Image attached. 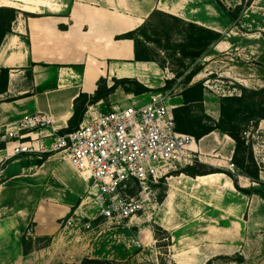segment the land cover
I'll use <instances>...</instances> for the list:
<instances>
[{
	"label": "crops",
	"instance_id": "crops-1",
	"mask_svg": "<svg viewBox=\"0 0 264 264\" xmlns=\"http://www.w3.org/2000/svg\"><path fill=\"white\" fill-rule=\"evenodd\" d=\"M219 1L227 7L226 0ZM18 5V9L32 15L24 19L16 17L11 31L0 43V69H9L5 90L0 93V131L28 115L45 113L51 117L52 125L42 129L39 135L48 145L53 133H60L68 126L74 99L80 93L93 95L100 84L111 87L114 78L136 79L152 89L165 86L164 74L160 76V83L154 78L163 68L157 62L135 60L134 41L120 37L142 25L154 10L220 32L222 39L211 47L207 58L230 47L237 48L232 46L230 34H225L229 28L228 13L221 5L220 9H214L206 4V0H0V6ZM238 62H224L230 67L222 66L220 76L229 77L228 74L233 73L232 78L236 81L261 82L253 68L246 76L235 72ZM134 95L119 86L106 99L88 105L86 111L89 108L107 111L118 102L122 105V96L130 100ZM175 98L178 99L177 106L182 98ZM208 102L206 94V109L210 108ZM263 123L264 119L259 125L251 126L255 129L251 146L256 162L261 166L259 177L264 182V141L255 138L256 132L264 130ZM192 148L197 157L195 160L207 166L213 167L218 160L229 165L235 141L216 129L195 140ZM0 174L1 251L13 260L25 257L21 235L30 221L35 223L36 234H52L58 228L57 220L69 213L80 199L83 200L78 209L89 203L90 183L63 152H48L40 162L33 154L13 156L6 161ZM236 178L242 190L259 186L239 172ZM167 186L163 202L165 210L176 209V200L184 193L190 196L195 208H200V214L192 224L193 231L184 235L191 246L174 254L176 264H205L215 253L213 243L224 244L238 239L233 229L229 232L232 227L240 228V236L245 228L249 241L264 244V198L255 192L248 194L240 190L228 174L213 172L194 177L172 174L167 178ZM93 204L97 210V204ZM161 225L169 227L167 219H163ZM127 227L129 224L120 227V231H126ZM152 238L146 236L145 241H141L142 246L149 245ZM136 239L131 234L120 236L116 242L112 241L118 252L115 250L106 257L103 250V253L94 252L93 255L127 259L133 250L139 249L134 244ZM133 246L136 248H131Z\"/></svg>",
	"mask_w": 264,
	"mask_h": 264
},
{
	"label": "rangeland",
	"instance_id": "rangeland-1",
	"mask_svg": "<svg viewBox=\"0 0 264 264\" xmlns=\"http://www.w3.org/2000/svg\"><path fill=\"white\" fill-rule=\"evenodd\" d=\"M226 2L228 7H226V9L231 12L233 17L228 14L230 17H228L230 20L228 24L229 28L225 30V34H230L229 39L234 42L232 46L235 45L237 48L234 49V47H230V49L220 53L218 52L216 56L211 59L206 57L208 54L198 58L196 63L202 66V70L193 78V82L199 80L203 81L205 86L204 92L205 95L207 94V99L209 101L208 105L210 107L208 109L205 108L204 99V111L214 120H218L220 117V101L222 97L232 95L240 96L242 93L241 87L255 90L264 87V0H226ZM206 4L215 7L214 9H220L219 5L222 3L219 0H206ZM19 7L20 5H18V7H13L15 11H18L16 12L17 17L22 19L27 18V14L30 13L18 9ZM4 20L7 22L8 14L4 15ZM5 22L4 24H6ZM157 52L158 60L163 61L165 67L163 71L154 78L158 83L162 82L160 76H163V74L165 75L166 69L173 73L175 78L176 70L181 72L182 68H178V63L172 61L166 52L160 49ZM236 60L240 62L237 63L239 66L235 72L239 71L241 75L246 76V72L252 71L253 68L257 71V76L261 78V82L258 80L256 83L253 81H236L232 78L233 73H229V77L220 76L223 70L221 67L224 66L229 68L230 64L227 63H236ZM176 82V90L170 95L172 97L165 101L167 106L178 102V99L175 97L180 96V92L185 86L182 75ZM163 89L164 88L161 90ZM119 98L120 96L118 99ZM121 99L122 105H119V102L118 105L124 107L133 104V101L138 103L146 102L149 99V94L134 95L133 99L130 100L122 96ZM260 123H262V119L258 121L257 125ZM245 126L247 127L246 124ZM251 126H254L253 123H250L249 127H247V131L251 130L249 134H246L247 131L243 133L250 143H252V133L255 130H252ZM255 136L256 139L264 141V130L256 132ZM43 154L44 153H33V157L37 161L42 160ZM194 158L196 159L197 157L195 156ZM6 161H0V171ZM214 164V168L228 170L235 177L237 176L238 170L236 166H234V169H231V167L228 164H224L222 160H218ZM259 167L261 169V166ZM178 169L173 170L167 177L174 174ZM137 190L138 188L134 185L130 192L136 193ZM149 191L151 192L149 194L150 200H148L145 209H142L133 220H126L119 225L108 223L101 217L96 218L98 209L96 210L95 207H93L94 204L92 202L84 203V205L78 209L83 199H80L78 204H76L69 213L57 220L58 228L52 234H36L34 231L35 223L30 221L24 228L21 236L25 235L32 237L34 240L36 237H50L51 241L49 245L34 249L28 255H24V258L13 260L12 258L5 257L6 254L3 253L4 250L1 251L3 247H1L0 242V264H81L82 260L86 257L108 260L114 264H176L174 254L188 249L191 246V243L185 241L184 235L193 231L194 225L192 227V224L195 223L194 220L196 215L198 216V214H200V208H195L190 202V196L184 193V196L181 195V197L177 198L176 209L171 208L169 212L165 210L163 202L168 192L167 178L165 177L160 179L156 184H150ZM161 193L165 195L162 200H159V195ZM190 207L191 209H189ZM77 209L79 211L74 215ZM163 219H167L169 227L161 225L163 224ZM98 220L101 222H98ZM87 222H90L92 225L89 229L85 227ZM100 224L104 225L99 227ZM128 224L129 228L127 227L128 229L126 231H120V227L127 226ZM173 226L176 228L174 229L175 231L172 229ZM115 227L119 228V230L111 231L112 228ZM232 229L234 234H237L238 239L224 244L213 243L215 253L211 257L210 264H264V244L254 240L249 241V236L245 228H243L244 231L241 236L239 231L240 228L232 227L229 230L230 233ZM130 234L137 237L134 244L136 241L144 242L146 236L148 238L149 236H153V238L149 245L147 244L146 246L144 245L143 248L133 250L132 255L127 259L122 260L112 256L110 258L94 257V252L103 253V250L107 253L106 257L115 250L118 252L119 249L114 248L113 242H116L120 236L123 237L124 235ZM230 238L232 237L230 236ZM110 241H113L111 243L112 246L108 247ZM44 242L45 240H40L36 243L38 245H43ZM202 245L204 244H201V246ZM131 248L136 247L133 246Z\"/></svg>",
	"mask_w": 264,
	"mask_h": 264
},
{
	"label": "built area",
	"instance_id": "built-area-1",
	"mask_svg": "<svg viewBox=\"0 0 264 264\" xmlns=\"http://www.w3.org/2000/svg\"><path fill=\"white\" fill-rule=\"evenodd\" d=\"M164 78L172 80L174 74L166 69ZM176 84L147 92L149 99L144 103L133 101L107 111L89 108L76 129L53 133L50 145L39 134L52 125L51 117L28 115L0 131V142L5 143L0 161L20 154L63 152L90 183L89 202L98 206L96 218L117 225L131 221L150 200V184L194 163L195 138L176 129L172 115L176 105L165 104ZM229 166L234 169L235 165ZM134 185L138 190L131 193ZM85 227L92 225L87 222ZM135 246L143 248L140 241Z\"/></svg>",
	"mask_w": 264,
	"mask_h": 264
},
{
	"label": "trees",
	"instance_id": "trees-1",
	"mask_svg": "<svg viewBox=\"0 0 264 264\" xmlns=\"http://www.w3.org/2000/svg\"><path fill=\"white\" fill-rule=\"evenodd\" d=\"M221 7L233 17L223 4H221ZM16 12L18 11H15L13 7L0 6V43L4 35L11 31L12 23L17 17ZM5 14H8L9 22L4 20ZM120 37L130 38L134 41V55L137 61L157 62L164 69V62L159 61L157 58V51L160 49L166 52L172 61L178 63L177 67L182 68V71L176 70L175 78L167 80L165 83L166 88L171 87L182 75L185 84L180 92L181 103L172 109L176 129L192 135L195 140H199L216 129L228 134L235 141L232 163L240 174L248 176L259 186L242 190L237 183V178L230 171L207 166L198 160H195L191 165L180 167L174 174L184 173L194 177L207 173L224 172L233 179L235 186L240 190L248 194L255 192L264 198V182L259 177L260 167L254 158L251 143L243 135L250 123L257 125L259 120L264 119V87L257 90L241 87L242 93L240 96L222 97L220 117L218 120H214L204 111L205 86L203 81L193 82V78L202 70V66L196 63L197 59L207 55L211 47L222 39V34L197 23L186 21L176 15L154 10L142 25ZM8 72V68L0 69V93L5 90ZM119 86L126 93L135 95L162 89L149 88L132 78H114L111 87L100 84L95 94L89 95L82 92L74 99L73 114L68 121V126L60 133L76 129L82 121L87 106L100 99H106ZM4 147L5 143L0 142V149ZM47 155L48 152H45L42 160ZM164 195L161 193L159 200H162ZM35 240L36 242L45 240V242L43 245H38ZM35 240L32 237L22 236L21 243L24 255H28L34 249L48 246L51 241L50 237H36ZM210 263L211 259L205 264ZM81 264L114 263L108 260L86 257Z\"/></svg>",
	"mask_w": 264,
	"mask_h": 264
},
{
	"label": "bare ground",
	"instance_id": "bare-ground-1",
	"mask_svg": "<svg viewBox=\"0 0 264 264\" xmlns=\"http://www.w3.org/2000/svg\"><path fill=\"white\" fill-rule=\"evenodd\" d=\"M5 4H7V3H5Z\"/></svg>",
	"mask_w": 264,
	"mask_h": 264
}]
</instances>
